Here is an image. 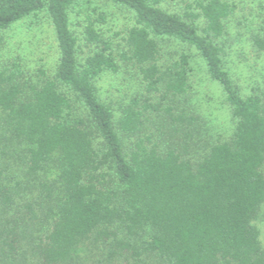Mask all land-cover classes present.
I'll list each match as a JSON object with an SVG mask.
<instances>
[{"label": "trees", "instance_id": "trees-1", "mask_svg": "<svg viewBox=\"0 0 264 264\" xmlns=\"http://www.w3.org/2000/svg\"><path fill=\"white\" fill-rule=\"evenodd\" d=\"M112 1L135 18L123 47L88 20L95 49L80 62L73 0H0V31L44 11L59 50L51 77L0 68V264H264V80L242 95L224 68L233 5ZM157 38L202 57L234 119L228 137L203 133L187 99L190 57L163 62ZM120 61L144 93L116 117L94 80Z\"/></svg>", "mask_w": 264, "mask_h": 264}, {"label": "rangeland", "instance_id": "rangeland-1", "mask_svg": "<svg viewBox=\"0 0 264 264\" xmlns=\"http://www.w3.org/2000/svg\"><path fill=\"white\" fill-rule=\"evenodd\" d=\"M200 0L165 1L162 8L182 13L186 4L195 7ZM233 11L226 20L223 36L224 68L242 95L260 88L264 80V49L259 50L252 37L264 39V0H229ZM70 29L78 40V60L90 54L95 47L84 42V26L91 20L104 39L113 43L114 52L123 47L127 30L134 25V14L112 0H73L69 10ZM162 61L168 62L181 54H188V104L204 120L203 133L212 137H228L234 127L230 107L221 86L206 71L199 53L175 39H159ZM59 59L55 33L47 13L29 15L0 31V68L18 62L25 74L37 78L38 71L53 76ZM117 72L105 71L94 80L101 101L109 103L115 116L119 107L144 93L138 69L120 61ZM264 243V219L259 222Z\"/></svg>", "mask_w": 264, "mask_h": 264}]
</instances>
